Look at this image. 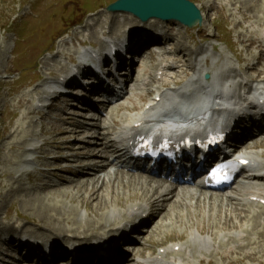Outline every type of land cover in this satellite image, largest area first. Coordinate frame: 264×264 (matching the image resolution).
Instances as JSON below:
<instances>
[{
  "label": "rangeland",
  "instance_id": "rangeland-1",
  "mask_svg": "<svg viewBox=\"0 0 264 264\" xmlns=\"http://www.w3.org/2000/svg\"><path fill=\"white\" fill-rule=\"evenodd\" d=\"M113 1L115 0H0V223H15L12 229L34 231L43 238L56 232L52 242L59 244L62 237L65 240L69 234H79L78 231L84 230L83 226L88 225L86 227L89 230V226H93L95 221L104 225L105 221L109 222L114 210L120 211L119 208H126V204H143L154 199L150 185H136L130 178L115 173L112 166L104 167L106 160L100 154V146L95 145L96 140L100 135L116 130L117 126L111 122V117L130 118L137 115L141 111L137 109H142L148 100L154 101L159 93L179 90L190 79L195 78V69L191 71L192 62L181 72V64L173 61L167 64L162 55L157 54L144 66L137 67L136 72L145 74L148 85L143 88L141 82H134L136 89L104 113L106 121L100 127L97 121H85L84 112L68 96L60 97L56 103L57 109L43 112H49L52 118L30 116L28 112L36 107V103L23 104L48 89L46 81L53 80L49 72L56 73L63 66H69V55L77 56L76 51L80 49L78 43L73 41L64 44L58 41L67 33L73 36L75 25L84 26L81 31L84 29L83 36L90 42H102L106 38L100 32L103 25L107 24L108 29L112 19L123 24L128 17L112 15L104 8ZM191 1L204 10V28L210 38H206L198 30L178 27L180 41L186 49L184 54L193 52V56L198 57L199 63L196 64L206 65L214 71L221 69L225 78L241 74L245 83L254 80L256 71L248 67L257 64L258 69H264V60H259V50L248 48L245 41L258 36L262 38L264 35V0ZM246 16L250 19L247 20ZM90 22L94 26L96 23L102 26L96 25L95 29H91L88 26ZM125 25L115 33L120 36L113 38L125 37L126 30L130 28L128 24ZM92 30L97 33H92ZM171 53H174L173 49ZM208 54H212V58L207 61L202 59ZM158 66L172 67L170 77L159 81L156 75ZM37 77H41L40 82H36ZM253 84L258 88L264 87V82ZM148 93H151L149 99H144ZM57 118H68L65 120L69 125L73 124L69 126L71 130L82 122L91 123L90 138L62 133L66 125L54 120ZM95 130L100 131V135ZM44 142L49 143L44 147L48 152L36 149ZM65 142L70 146L71 152L64 150ZM30 149L34 151L31 152ZM93 151L98 155L91 158L82 156L83 153ZM39 152L45 154L46 158L39 159ZM247 152L264 166V148H249ZM57 153L64 157L78 154L80 158L63 159L61 164H56L48 157ZM79 161L88 164L79 173L75 170H57L68 164L78 165ZM43 163L51 168L55 167L56 171L48 172V167L43 166ZM92 167L104 169L91 172ZM28 172L36 176L29 179L26 175ZM21 174L24 176L19 178ZM94 187L101 194L98 199L96 195L93 197ZM200 193L198 191L195 196L187 194L188 198L171 200L168 212L163 211L150 228H145L148 231H144L142 237L136 234L138 245L134 255H131L134 259L129 260L128 264H137L152 255L160 256L167 248L173 249L176 244L182 248L190 247L191 251H186L188 254L182 252L178 255L179 259L186 258L190 264H264V241H260L258 236L264 230V208L257 205L249 206V209L241 207L242 214H236L226 201L229 194L206 193L208 197L219 200L198 203ZM184 195L181 193V196ZM35 198L42 202L33 203ZM176 201L181 202L179 206ZM174 203L177 206L170 209V205ZM59 208L62 213L57 211ZM69 211H74L77 215L66 222L61 219L60 214L67 216L64 212ZM19 216L28 220L18 219ZM95 224L102 226L98 222ZM216 226L235 228L220 231ZM201 227L211 228L210 233L203 234L211 240L208 250L199 244V239L196 241L192 237V233H197ZM142 228L143 226L140 229ZM58 238H61L60 242ZM249 253H255L257 260L246 259L245 256Z\"/></svg>",
  "mask_w": 264,
  "mask_h": 264
},
{
  "label": "bare ground",
  "instance_id": "bare-ground-1",
  "mask_svg": "<svg viewBox=\"0 0 264 264\" xmlns=\"http://www.w3.org/2000/svg\"><path fill=\"white\" fill-rule=\"evenodd\" d=\"M203 14H204L203 23L201 25H199L200 28H202V29H200L199 31L206 38H210V35H207V33H206L207 30L204 28V27H206V21H205L206 16H205V13H203ZM112 15H114V14H112ZM115 15L123 16V17L126 16L128 18L123 22V24H120L119 21L116 19H112L111 23H110V27L108 29L106 26L107 24L103 25V28L100 30L101 34L107 35L113 39L114 36L119 35V34H115V33L118 30H121L124 26H126L125 24H128L132 28L143 26L146 29L150 30V32L153 33V36L149 35V37L147 39H143L142 37H130L128 40H129V43L131 44V48L134 51L138 50L143 45H146L152 41H157V43H160V40L158 38H156V34H163L165 37V42H164L163 46L169 45L174 50V53L166 55L165 59H163V61L167 64H169L168 62H171V61L181 64V67H182L181 72H182L183 68L188 67L189 62H192L191 65L193 66V68L191 69V71H194V69L196 70V66L199 65V64H196V63H199L197 60L198 57H194L193 52H190L189 54H184L186 49H185L182 41H180V37H179L178 27H180L182 29H187V28H185L184 26H182L181 24H179L177 22H168L167 23V22L160 21L158 19H151L148 22L142 23L141 21H139L138 19H136L132 15H129L126 13H117ZM246 19L249 20L250 18L246 16ZM166 24H168V25H166ZM96 25L99 27L102 26V24H100V23L99 24L96 23L95 26L92 22H90L88 24V26L91 29H95ZM191 30H193V29H191ZM92 33H97V32H93V30H92ZM114 40H117V39H114ZM245 42L247 43L248 48H250V49H256L257 48L259 50V54H260L258 59L264 60V38H261L258 36L257 38H253V39L247 40ZM80 44L81 45L91 44L92 47H94V46L98 47L100 45L99 42H97V41H91L90 42V40H81ZM68 60L71 63L80 64L78 62L77 58H75L74 56H69ZM80 65L82 66L83 64H80ZM80 65H79V67H81ZM167 68H168V66H167ZM248 68L256 71L255 80H260V81L264 82V69H258L257 64H255L251 67H248ZM220 70L221 69H217L216 72H214L212 75L213 81L212 82L209 81L210 84L208 87H210V89L213 91V93L215 95L221 94L222 85L225 84V81H226L223 73ZM153 71H155V68H153ZM160 71H161V73H159ZM162 71H164V68H159V67L156 68L157 76L160 74L164 75L165 73ZM169 71H171V70H169ZM68 73H69V68L67 66H63L62 69L60 71H56V73H50L49 72V74L51 76H54V77H59V76L64 77ZM194 74L198 75V74H200V71L197 69L194 72ZM141 75H142V73L138 72L137 77L140 79V78H142ZM133 76H134V74H133ZM164 77H166V75H164ZM196 79L197 78L190 79V81L186 85H184L182 88H180L179 90H172L170 92H164V93L160 94L161 100L159 102L149 100L148 101L149 105L147 104L148 106L145 105L142 109H141V107L139 109H137V110H141L137 115L135 114L134 116H131L130 118L129 117L128 118H126V117L116 118V116H115V118L111 117L112 118L111 120H112L114 126H119L120 132H123V131L127 132L129 127H130L129 132H131V130H133L135 132H139V131L147 128V127L159 125L160 122H158V118L162 114H166V115L169 114L170 117L179 118L180 119L179 121H184V122L188 121L187 117H192L191 118L192 122L195 120L200 121L202 118H206V117L209 119H214L215 117H222V118L225 117L227 114L222 115V114H217L215 112H210L209 111L210 109L206 106V103H207L206 98L198 97V95H197L198 89L201 87V85L199 84V81ZM177 82H179V81H177ZM71 83L74 84L75 82H71ZM191 88H194L193 91H190ZM150 94L151 93H148V95L146 97H144V99L148 100ZM54 95H55V92H50L47 94L46 97L42 96L41 98L38 97V99L42 103L45 101H51V107L56 109L55 104L58 101V96H54ZM35 100L36 99H28L23 104L24 105L26 103L32 104ZM29 114H30V116H33V115H41L42 116L43 115L41 112H38L34 109H32L30 112H28V115ZM240 120H242V119H240ZM58 121L63 122V124L66 125V127L62 129L63 130L62 133H68V134H72V135H76V136H84V138H86V139L90 137V131H89V129H87L83 126L84 124H80L79 126L77 125L74 129L71 130V129H69L70 128L69 126H72V125H69L67 121H65L64 119H61ZM223 127L226 128L225 126H223ZM116 132L117 131L109 132V135H111L112 138L114 137L113 139L110 140V141H112L111 143H104V141H102L101 139H97V141H96L95 145L101 146L100 154L103 155V157L106 160L104 167H105V165H107V167H108L112 163V161H111L112 156L109 155V149H113L114 143H116V140L122 139V137L119 134L117 136ZM238 136H240V134H238ZM48 144H49L48 142L45 143V145H48ZM252 144L256 147H264V140H262V141L253 140ZM64 150L65 151L71 150V148L67 144V142H65ZM30 151H32V150L30 149ZM114 152L117 154L120 153L119 151H114ZM96 155H98V154H96L95 151H93L92 153L88 152V153L82 154V156L88 157V158L94 157ZM41 157L43 159L46 158L45 154H43L42 152H41ZM117 157H118V155H117ZM69 158H80V155L77 154L76 156L71 155L70 157H64L61 155V153H57V155H55L53 157V159L55 160L54 162H56V164H60L58 162H60L63 159L68 160ZM49 159H50V157H49ZM249 159H250L251 163L252 162H256V163L258 162L257 159H255L253 156L249 157ZM78 163H79L78 169H81V168H84L85 166H88L87 162H85V161H79ZM104 167H97V168L92 167L91 172H94L95 169H97V171H99V170L102 171L104 169ZM55 170H56L55 167L51 168L52 172H54ZM70 170H71L70 167H66L62 171H70ZM16 174H14V175H16ZM24 174L19 176V178L24 176ZM26 175H27V177H29V179H32L31 176H34L33 174H30V173H27ZM121 177L127 178L126 176H121ZM13 178L16 179L15 176ZM129 178L132 181H135L136 185L142 184L143 187H145L144 185H148V186L150 185L152 187V191L154 192V195H153L154 199L151 202H146L147 203L146 207L141 206L142 204H136V205H131V204L127 205L126 204L125 205L126 208L125 207L119 208V209H121L120 211L114 210L113 216H111V214H110L109 222L105 221L104 225L102 222L95 221L92 224L93 226H89V230H88V227H86L88 225L83 226V227L80 225L84 230L82 231L79 229L80 230V231H78L79 234H73V236L71 234H69V235H67L65 240L63 239L65 237L61 236L62 239L60 238L61 243L59 245H54L53 243H51V245L53 244V246H55L56 248H52V249L50 248L51 249V256L49 259H46V257L42 253V249H40L38 246H36V244L32 245V246H26L25 244H21V245H18L19 247H17V246L14 247V245L12 244V240L7 245H5V243H2L0 245V258L3 257L4 254L15 250L16 252H21V253L24 252L23 259L26 262L25 264L30 263L34 257L36 259H39V260H48L49 262L56 264L58 262V260H60L61 258L66 256L65 255L66 252H69L70 255L73 256V264H86V263L93 262V261L96 262V264H122L123 260L127 261V259H129V256L124 254L122 251H120L114 245L112 246V244L115 243L118 239L119 240L123 239V240L129 241V243L132 244V246H134L136 244L134 242V240H132V238H134L133 236H130L129 238L124 236V231L126 230V228L128 226H131V231H137L139 224L149 225L148 227L150 228V226L152 224H154L156 219L161 217L163 211H166V212L169 211V209H167V207H169L171 200H179V199H182V197L185 199L186 197L188 198V195L189 196L192 195L191 192H186V194L184 195L185 197L181 196L180 193L179 194L176 193V191H177L176 189L175 190L174 189H166V191L163 190V192H160L162 190V188H161L162 185H157V186L151 185L150 183H152V179H149V178L144 179V178H142L141 175L128 176V179ZM16 180H18V179H16ZM93 191H94L93 192L94 194L92 193L93 197H94V195H96V197L98 199L100 197L99 195H101V194L98 192L97 187H94ZM196 194H194V196ZM205 195H206V193H204V192L201 193L200 195H198V201L197 202L201 203V202H207L210 200H213V201L219 200V198L217 199V198H213L212 196L208 197L207 195L206 196ZM257 196L264 199V191L260 190V189H258L257 191H253L251 188H247L242 193H239L238 196H228L226 200H227L228 205L231 206V209L234 212H236V214H242V209H240V208L241 207H247L249 209V206L253 204V202L251 201V198L257 197ZM34 202L40 204V202H42V200L35 198V199H33V203ZM222 202H223V200H222ZM175 203L179 206L181 202L176 201ZM175 203L170 205V209L172 207L174 208L177 206ZM135 207H137V209ZM263 207H260V208H263ZM52 209H53V207H52ZM57 211L61 212L60 208ZM64 214L67 216H64L63 214H60V215H61V219L65 220L66 222L67 221L69 222V220H71L72 218H75L77 215V214H75L74 211H69L67 213L64 212ZM150 218H153V222H150ZM18 219L28 220L27 218L20 217V216L18 217ZM50 219L52 220V218H50ZM97 222L100 223L102 226L96 225L95 223H97ZM10 223L11 222H9L7 224L0 223V231H2V234H4V235L12 236L11 238H14L15 240H17V237H19L22 234V235H24V237L34 241L35 243H37L38 241H42L43 244L50 246L51 240L55 239V236H56V235H54V234H56V232H55V233H51V235L54 237L50 236V237H44L43 238V237L37 236L34 233V231L32 232V231L28 230L29 232H27L23 228L21 229V234H18L17 232H15L14 229H12L15 223H13V224H10ZM90 227H93V228H90ZM216 228H218V226H216ZM230 228H235V227H226V228L220 227L218 229L220 231H224V230L230 229ZM74 229L78 230L77 228H74ZM210 230H211V228L210 229H205L203 227L199 228V232L202 234L206 233V232L210 233ZM80 232H82V234ZM212 234H214V233H212ZM258 236H259L260 241H264V230L260 231ZM60 239L58 238L59 242H60ZM94 242L96 244L93 246ZM62 243H63V245H62ZM90 243H91V245H90ZM203 243L209 244L208 238L207 239L200 238L199 244L202 246ZM83 245H86V246H83ZM91 246H93L92 249L94 251L90 250ZM131 248L133 250H136V247H131ZM153 248H152V250L154 251ZM101 250H104V252L99 253ZM192 250H195V249L192 247ZM237 254H238V252H237ZM245 258L248 259L249 261L257 260V256L255 253H249L247 256H245ZM186 260H187L186 258L181 257L180 259H177L174 262L171 259H168L167 263H161L162 259L159 260V258H158L153 263L160 262L158 264H188V262ZM239 262L241 263L242 261H239ZM231 263H233V262H231ZM15 264H20V263H15ZM139 264H143V263L139 262Z\"/></svg>",
  "mask_w": 264,
  "mask_h": 264
},
{
  "label": "water",
  "instance_id": "water-1",
  "mask_svg": "<svg viewBox=\"0 0 264 264\" xmlns=\"http://www.w3.org/2000/svg\"><path fill=\"white\" fill-rule=\"evenodd\" d=\"M108 10L131 13L142 22L155 18L178 21L190 28L203 21L201 11L189 0H118Z\"/></svg>",
  "mask_w": 264,
  "mask_h": 264
}]
</instances>
